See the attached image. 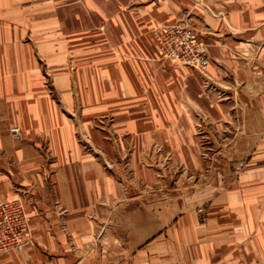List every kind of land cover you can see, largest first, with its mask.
I'll list each match as a JSON object with an SVG mask.
<instances>
[{"label":"crops","instance_id":"crops-1","mask_svg":"<svg viewBox=\"0 0 264 264\" xmlns=\"http://www.w3.org/2000/svg\"><path fill=\"white\" fill-rule=\"evenodd\" d=\"M73 6L94 29L110 19L112 58L57 56V15ZM25 9L0 0V200L26 196L30 238L0 264H264V0H48L37 23ZM76 19L66 44L88 45ZM174 25L208 44L204 75L159 57L154 31ZM156 144L162 158L230 160L205 223L195 201L122 196L116 173Z\"/></svg>","mask_w":264,"mask_h":264},{"label":"rangeland","instance_id":"rangeland-1","mask_svg":"<svg viewBox=\"0 0 264 264\" xmlns=\"http://www.w3.org/2000/svg\"><path fill=\"white\" fill-rule=\"evenodd\" d=\"M11 1L15 4L19 2L20 5L26 8L24 14L26 22L30 20L32 23H34V21L37 23L40 20L41 22L48 20V13H35L36 11H39V7L41 8L40 11H42L47 5L48 0ZM76 12L79 14L76 15ZM106 15L110 16L109 14ZM57 16L60 21L65 22L67 25L66 29L58 30L56 34L57 56L59 57L61 56V53H66V60L69 63V68H72V65H75L73 63L75 57L78 54H81V51L84 49L87 50L90 55L95 56L102 54L105 56L104 58L107 59L110 57L112 58L116 54V28H113L112 24L108 22L110 19L106 20L103 28L94 29V26L97 25V21L99 20L98 16L94 13L81 14L79 6H73L72 13L64 12L59 13ZM77 16L81 18L80 22H83V25L85 24L89 26V31L84 30V34L76 37L82 38L84 35V40L88 39L87 42L89 44L82 46L78 41L79 43L69 46L66 44V32H73L75 34L81 32L80 29H76L78 28V20L76 19ZM157 30L154 31L155 38ZM47 32L48 30H41V34ZM32 33H34V30L30 28L25 30V42H28ZM41 67L42 69L44 68V62L41 63ZM196 72L200 73V75H204L203 72H199L198 70H196ZM211 91L214 92V90ZM213 94H216V98L222 100L228 99L225 98L226 95L224 94ZM11 128L14 127H10L8 129L9 134L15 140L19 139L21 137V132L18 130V136H14L10 132ZM97 129L103 133V137L106 141L111 139L112 131H110V125L107 119L102 120ZM185 145L188 150H193L194 144L191 141L186 142ZM206 146L205 142L201 143L202 150L206 149ZM143 150H145V148H143ZM160 150L159 145H153L151 148H148V151L145 152L141 158H137L135 164L137 166L136 170L133 168H125L122 172L116 173V182L121 184L122 196L136 197L138 199L163 197L173 201L174 204L171 208L174 210L177 209L178 211L191 206V204H188L187 202L184 203V201H195V212L198 220L205 223L208 215L210 196H214L215 193L214 189H210V182L212 183L224 179V173H219V171L224 172V169L230 165V160L218 157H209L208 154L202 153L201 158H198L200 161V167L196 168L192 160L198 161L197 159L192 157H175L171 152H169L168 157L162 158L160 156ZM124 161L125 164L123 166H126L128 158L124 159ZM235 163L236 162H233V164ZM146 169H148V171ZM11 199L23 200L26 210V196L23 195H16L2 199L0 202Z\"/></svg>","mask_w":264,"mask_h":264},{"label":"built area","instance_id":"built-area-1","mask_svg":"<svg viewBox=\"0 0 264 264\" xmlns=\"http://www.w3.org/2000/svg\"><path fill=\"white\" fill-rule=\"evenodd\" d=\"M160 58L204 72L208 67V44L187 26H162L156 31ZM10 132L18 136V128ZM29 219L21 199L0 202V254L19 251L29 241Z\"/></svg>","mask_w":264,"mask_h":264},{"label":"bare ground","instance_id":"bare-ground-1","mask_svg":"<svg viewBox=\"0 0 264 264\" xmlns=\"http://www.w3.org/2000/svg\"><path fill=\"white\" fill-rule=\"evenodd\" d=\"M158 51H159V49H158ZM158 54H159V52H158ZM159 57H160V55H159Z\"/></svg>","mask_w":264,"mask_h":264}]
</instances>
